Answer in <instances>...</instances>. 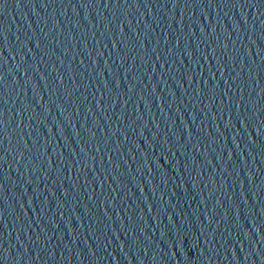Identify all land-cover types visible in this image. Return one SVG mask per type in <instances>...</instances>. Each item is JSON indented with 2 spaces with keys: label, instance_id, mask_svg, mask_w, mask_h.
<instances>
[{
  "label": "water",
  "instance_id": "water-1",
  "mask_svg": "<svg viewBox=\"0 0 264 264\" xmlns=\"http://www.w3.org/2000/svg\"><path fill=\"white\" fill-rule=\"evenodd\" d=\"M0 264H240L177 0H0Z\"/></svg>",
  "mask_w": 264,
  "mask_h": 264
}]
</instances>
